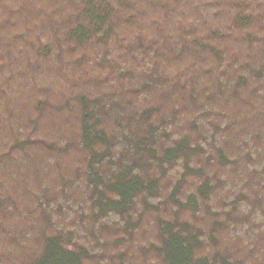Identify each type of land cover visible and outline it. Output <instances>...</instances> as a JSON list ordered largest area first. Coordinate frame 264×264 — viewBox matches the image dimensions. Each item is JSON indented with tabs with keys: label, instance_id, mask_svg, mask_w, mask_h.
Segmentation results:
<instances>
[{
	"label": "trees",
	"instance_id": "obj_1",
	"mask_svg": "<svg viewBox=\"0 0 264 264\" xmlns=\"http://www.w3.org/2000/svg\"><path fill=\"white\" fill-rule=\"evenodd\" d=\"M0 264H264V0H0Z\"/></svg>",
	"mask_w": 264,
	"mask_h": 264
}]
</instances>
